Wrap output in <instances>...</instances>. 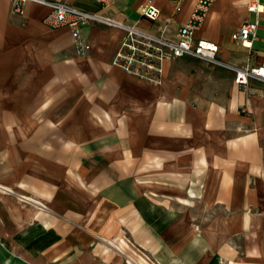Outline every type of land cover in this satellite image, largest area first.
Returning <instances> with one entry per match:
<instances>
[{"label":"crops","instance_id":"crops-1","mask_svg":"<svg viewBox=\"0 0 264 264\" xmlns=\"http://www.w3.org/2000/svg\"><path fill=\"white\" fill-rule=\"evenodd\" d=\"M45 1L167 39L195 2L109 0L103 7L97 0ZM252 2L257 11L248 10ZM147 3L157 17L141 13ZM12 4L0 0V264H123L96 244L84 219L65 214L77 196L64 191L60 175L45 177L42 166L21 173L10 161L12 150L47 148L55 163L73 165L76 134L84 148L102 152L100 166L131 167L127 195L116 181L102 193L150 264H264V83L239 86L232 71L190 56L163 60L160 82H150L113 63L122 28L84 25L90 49L81 57L67 28L42 24L46 5L26 3L18 15ZM244 22L257 23L250 48L231 39ZM194 38L216 43L224 63L260 62L264 0H215ZM45 87L57 102L78 103L61 126L30 125L27 110H14L29 98L43 103ZM118 176L123 182V173ZM182 192L202 199L200 212L167 199Z\"/></svg>","mask_w":264,"mask_h":264},{"label":"rangeland","instance_id":"rangeland-1","mask_svg":"<svg viewBox=\"0 0 264 264\" xmlns=\"http://www.w3.org/2000/svg\"><path fill=\"white\" fill-rule=\"evenodd\" d=\"M74 46V44H73ZM75 53L76 49L74 47ZM87 54V53H86ZM85 54V55H86ZM78 56H85L76 53ZM58 92V91H57ZM35 91L29 89L28 97L34 94ZM57 96V94H56ZM35 97V95L31 96ZM57 98H53L52 92L47 87L44 89V101L43 103H37L29 101L27 103H17V107L14 109L17 113L28 111V118L30 119V125H36L44 122L49 124H57L61 126L62 122L68 121V115L74 111H70L76 104L63 100L62 102L55 101ZM26 104V109H25ZM73 104V105H72ZM14 108V104L12 105ZM36 111L34 112V110ZM95 122L100 124L102 118H94ZM60 122V123H59ZM81 139H80V137ZM83 135L76 134L75 136V160L69 161L73 165H66L65 163L57 164L51 160L50 149L44 150L35 149H16L11 151L10 161L15 164L16 169L21 173L34 172L35 169H40L42 166L45 177L55 174L60 175L61 185H64V191L68 194L77 196L76 202H71V205H67L63 208L65 214L71 210L75 212L76 217L84 219L87 226L90 228L94 236L96 244L102 248L104 252L118 257L123 264L131 262L132 264H150V261L146 256L141 253L131 242V240L123 234L121 229V218L115 212V208L111 202V198L106 197L102 191L109 189V187L116 182L119 185L122 184L124 194H128L127 175H130V166H100L101 160L104 159L102 152L96 148L87 149L84 148V142L82 140ZM63 145V143H62ZM94 145V144H93ZM50 148V147H49ZM72 149V148H71ZM68 150H64L66 153ZM43 152V155H42ZM57 158H59L57 156ZM62 158V157H60ZM39 172V170L37 171ZM123 173L124 181L119 182L120 177L118 174ZM138 171H134V177L131 178L135 181L138 178ZM72 174V180H67V175ZM130 178V177H129ZM117 184V183H116ZM1 188V187H0ZM67 194V195H68ZM173 203H177L181 206H188L197 208V212H200L199 206H201L202 199L197 197L187 196L186 192H182L181 197L167 198ZM54 200L51 197L48 202L52 204ZM128 201V198L123 197V204ZM82 221V220H81ZM105 249V250H104Z\"/></svg>","mask_w":264,"mask_h":264},{"label":"built area","instance_id":"built-area-1","mask_svg":"<svg viewBox=\"0 0 264 264\" xmlns=\"http://www.w3.org/2000/svg\"><path fill=\"white\" fill-rule=\"evenodd\" d=\"M105 7L109 0H97ZM215 0H195L188 18L177 29L173 39L161 38L141 31L135 25L122 24L101 13H93L75 8L61 1L13 0L12 12L23 15L26 3H39L48 7L42 17V24L49 29L67 28L73 39L76 53L85 55L90 49L89 43L82 36V27L89 23H101L117 26L124 30V36L115 53L113 63L129 74L141 79L159 83L163 60L190 56L222 66L234 74V83L246 86L251 79L264 83V56L260 62L241 66L224 63L217 59L218 45L210 40L194 38V31L201 25L211 4ZM249 11H257L252 2L247 6ZM141 13L149 18L157 17V10L150 4L141 7ZM257 23L244 22L231 39L250 48L256 36ZM127 264H132L127 262Z\"/></svg>","mask_w":264,"mask_h":264}]
</instances>
